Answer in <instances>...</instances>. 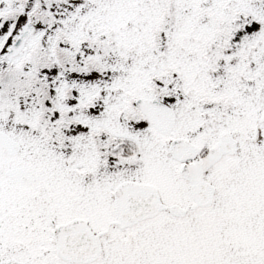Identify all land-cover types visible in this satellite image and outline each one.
I'll return each mask as SVG.
<instances>
[{"label": "snow or ice", "instance_id": "obj_1", "mask_svg": "<svg viewBox=\"0 0 264 264\" xmlns=\"http://www.w3.org/2000/svg\"><path fill=\"white\" fill-rule=\"evenodd\" d=\"M0 264H264V0H0Z\"/></svg>", "mask_w": 264, "mask_h": 264}]
</instances>
